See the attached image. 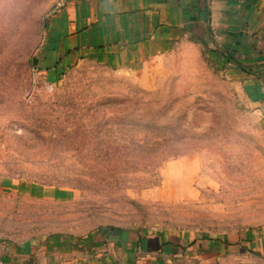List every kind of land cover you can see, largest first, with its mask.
<instances>
[{
    "label": "rangeland",
    "instance_id": "obj_1",
    "mask_svg": "<svg viewBox=\"0 0 264 264\" xmlns=\"http://www.w3.org/2000/svg\"><path fill=\"white\" fill-rule=\"evenodd\" d=\"M75 1L0 0V245L264 228V92L196 39L134 71L92 58L45 68Z\"/></svg>",
    "mask_w": 264,
    "mask_h": 264
},
{
    "label": "crops",
    "instance_id": "obj_2",
    "mask_svg": "<svg viewBox=\"0 0 264 264\" xmlns=\"http://www.w3.org/2000/svg\"><path fill=\"white\" fill-rule=\"evenodd\" d=\"M45 68L92 58L116 70L154 62L196 39L264 92V18L254 0H81L57 16ZM47 59V60H46ZM186 165L195 170V160ZM242 250L264 254V228L214 238L206 232L107 230L0 245L4 264H222Z\"/></svg>",
    "mask_w": 264,
    "mask_h": 264
},
{
    "label": "built area",
    "instance_id": "obj_3",
    "mask_svg": "<svg viewBox=\"0 0 264 264\" xmlns=\"http://www.w3.org/2000/svg\"><path fill=\"white\" fill-rule=\"evenodd\" d=\"M0 264H4V263L0 261Z\"/></svg>",
    "mask_w": 264,
    "mask_h": 264
}]
</instances>
